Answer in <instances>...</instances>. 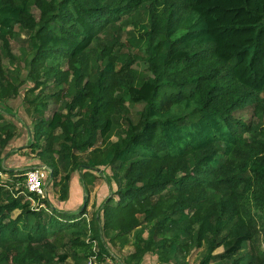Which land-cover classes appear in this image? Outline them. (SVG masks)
<instances>
[{
    "label": "trees",
    "instance_id": "obj_1",
    "mask_svg": "<svg viewBox=\"0 0 264 264\" xmlns=\"http://www.w3.org/2000/svg\"><path fill=\"white\" fill-rule=\"evenodd\" d=\"M27 81V147L59 202L77 171L86 205L27 193L0 109V264L105 262L125 237L122 264H264V0H0V104Z\"/></svg>",
    "mask_w": 264,
    "mask_h": 264
},
{
    "label": "rangeland",
    "instance_id": "obj_2",
    "mask_svg": "<svg viewBox=\"0 0 264 264\" xmlns=\"http://www.w3.org/2000/svg\"><path fill=\"white\" fill-rule=\"evenodd\" d=\"M34 15L37 16V11L34 10ZM25 44L22 42L21 39H11L10 40V50L14 55H19L20 47H24ZM2 63L6 65V60H3ZM22 65V64H21ZM139 65V66H138ZM135 68L139 70L144 69L143 64H138ZM22 76H26V71H22ZM31 86V83L28 81L24 84V86L20 89L19 95L15 98L9 99L8 101L0 104V109H9L10 110V116H6V118L13 122L16 126L15 134L13 138L10 140L7 148L4 151V154H8V157L6 160H4L3 165L7 169H14V170H21V171H28L29 169L35 167V166H44L42 162H40L33 153L30 152V148L27 147V144L29 140L32 139V133H33V121L26 113V104L22 100L23 94L25 90ZM59 102H51L48 108V111L46 112V117H49L51 115V112L53 109L56 108V105H58ZM7 110V111H9ZM141 110V106H135L131 109V116H135L136 112H139ZM243 117H247V114H242ZM115 140L114 138L112 139ZM100 146V141L96 144L95 147ZM19 149L17 152H11L12 150ZM91 150V149H90ZM89 150V151H90ZM89 151L85 152H76L79 159L84 160L88 154ZM46 167V166H45ZM101 171L104 172L105 175H110V172L108 169L100 167L98 168ZM99 170V171H100ZM6 176L0 175V181H7ZM22 184H19L16 186L22 187ZM109 196L108 193V186L103 178H98L96 181L95 186L91 189L88 195V204L86 207V213L88 214V217L90 218V215L93 214L94 211H96L100 204ZM84 194L81 189V185L79 182V175L78 172H74L71 182H70V190H69V197L68 200L65 202H59V194L58 189L55 188L51 183L46 182L45 187V198L50 201V203L54 207L63 208L64 210L68 211H75L79 210V208L83 207V199ZM113 198L116 199L114 196ZM86 205V204H85ZM100 211V210H99ZM143 237L146 238V233L143 234ZM107 244L109 252L113 256V260L109 259V261L114 262H121L126 259L128 255H130L133 252V246L132 241L130 237H125L122 240H115L111 243H108L106 240H104ZM218 251H221L218 250ZM195 252H193L189 258L188 261L190 263L193 262L195 259ZM140 264H163L158 260V258L152 254V253H146L144 254L142 261Z\"/></svg>",
    "mask_w": 264,
    "mask_h": 264
},
{
    "label": "built area",
    "instance_id": "obj_3",
    "mask_svg": "<svg viewBox=\"0 0 264 264\" xmlns=\"http://www.w3.org/2000/svg\"><path fill=\"white\" fill-rule=\"evenodd\" d=\"M50 171L45 166L33 167L25 173L24 184L27 193L37 197L38 199L45 198V187ZM33 207L41 208L38 201L32 200ZM85 264H122L120 262L105 261L99 262L95 256L87 259Z\"/></svg>",
    "mask_w": 264,
    "mask_h": 264
},
{
    "label": "crops",
    "instance_id": "obj_4",
    "mask_svg": "<svg viewBox=\"0 0 264 264\" xmlns=\"http://www.w3.org/2000/svg\"><path fill=\"white\" fill-rule=\"evenodd\" d=\"M35 167H38V166H35ZM81 189H82V188H81ZM57 208H59V207H57ZM59 209H62V210H64L63 208H59ZM64 211H68V210H66V209H65Z\"/></svg>",
    "mask_w": 264,
    "mask_h": 264
},
{
    "label": "water",
    "instance_id": "obj_5",
    "mask_svg": "<svg viewBox=\"0 0 264 264\" xmlns=\"http://www.w3.org/2000/svg\"><path fill=\"white\" fill-rule=\"evenodd\" d=\"M98 172H99V170H98ZM83 200H84V201H83V202H84V203H83V207H84V205H85V197H84V199H83Z\"/></svg>",
    "mask_w": 264,
    "mask_h": 264
}]
</instances>
